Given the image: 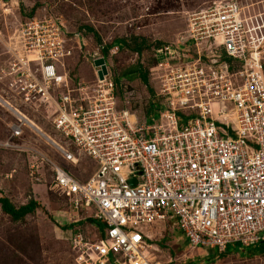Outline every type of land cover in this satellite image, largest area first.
<instances>
[{"label": "built area", "instance_id": "2783aa9c", "mask_svg": "<svg viewBox=\"0 0 264 264\" xmlns=\"http://www.w3.org/2000/svg\"><path fill=\"white\" fill-rule=\"evenodd\" d=\"M187 22L180 41L155 52L157 108L141 119L126 101L130 90L115 82L105 46L93 54L103 60L92 65L93 79H72L57 70L71 55L58 19L21 26L26 55L13 65L11 96L51 116L60 140L0 94L12 117L0 147L29 149L50 166L52 188L69 209L102 225L95 241L71 237L76 264H158L145 235L157 223L173 222L188 247L221 255L229 244H264V19L226 1L190 13ZM24 133L63 163L87 157L95 172L79 179L21 144Z\"/></svg>", "mask_w": 264, "mask_h": 264}, {"label": "rangeland", "instance_id": "374dc122", "mask_svg": "<svg viewBox=\"0 0 264 264\" xmlns=\"http://www.w3.org/2000/svg\"><path fill=\"white\" fill-rule=\"evenodd\" d=\"M226 1L236 2L246 16L264 19V0H0V94L25 110L46 136L60 140L52 129L51 116L20 105L10 91L16 69L13 65L26 55L19 36L21 26L33 18H56L71 50L70 57L57 70L67 72L72 79H93L92 65L98 60L93 54L97 48L113 44L114 40H125L126 46L114 54L109 50L104 58L112 64L117 79L130 90L126 101L141 119L145 115L148 88L156 94L160 86L162 72L154 47L157 43L174 46L185 36L190 13ZM142 41L147 49L138 55L133 49ZM139 67L150 69L148 86L139 79ZM128 70L133 72L124 75ZM121 97L117 99L119 106L124 99ZM11 122L12 117L0 107V142L10 134L7 124ZM19 142L38 147L39 152L67 166L81 180L88 179L96 170L95 164L83 155L76 166L63 163L50 146L30 133H24V140ZM52 180L50 166L35 158L29 149L0 147V198H7L15 207L30 199L39 203L33 214L16 223L0 207V264L8 257L12 264H76L71 237L81 234L91 241L98 237V228L69 209L67 202L53 190ZM71 224L74 225L69 227ZM145 235L158 264H264V246L259 244L249 247L229 244L221 257L215 249H192L173 222L157 223Z\"/></svg>", "mask_w": 264, "mask_h": 264}, {"label": "trees", "instance_id": "16d2710c", "mask_svg": "<svg viewBox=\"0 0 264 264\" xmlns=\"http://www.w3.org/2000/svg\"><path fill=\"white\" fill-rule=\"evenodd\" d=\"M88 31L94 34V32H92V29L89 28ZM95 36V40L97 43L101 44V40L98 38V36ZM114 45H117L119 48L120 47H124L126 46L125 40H114L113 44L107 45L106 47H104V49L102 50L103 55H106L108 53V50L110 48H112ZM162 44L157 43V46L154 47V53L157 52L158 50H160ZM129 49V46H127ZM147 49L146 48V42L142 41L141 44H136L135 48L133 49L134 52L138 55H141L142 52ZM133 70H128L126 71V73H124V75H128L129 73H132ZM150 69H146L145 67H139L138 69V74H139V79L140 81L148 86V75H149ZM114 79L115 82H119L120 80L117 79V76L114 75ZM149 91V95H150V100H148L146 102V106H145V110H146V114L147 115H151L154 110L157 108V104L154 101V92L152 91V89L148 88ZM0 207H1V211L7 215V217L10 219L11 222L16 223V222H20L22 220H24L25 217H27L28 215L33 214L38 208H39V203L36 200L30 199L26 204L21 205L19 207H15L13 204L10 203V201L5 198V197H1L0 198ZM90 222H92L93 225H95L99 231H102V225L92 219H88ZM74 224H71L69 227H72ZM264 246V244H259ZM221 254H218V257H221ZM3 264H12L9 257L8 259L5 258L4 262L3 259L1 261Z\"/></svg>", "mask_w": 264, "mask_h": 264}, {"label": "water", "instance_id": "95a60500", "mask_svg": "<svg viewBox=\"0 0 264 264\" xmlns=\"http://www.w3.org/2000/svg\"><path fill=\"white\" fill-rule=\"evenodd\" d=\"M95 66H100V65H103V60H97V61H95ZM101 69H102V72L104 73L105 72V70H104V67L103 66H101ZM102 174H100V176H101ZM131 185H134V181L133 180H131L130 182H129Z\"/></svg>", "mask_w": 264, "mask_h": 264}, {"label": "crops", "instance_id": "0c3cea01", "mask_svg": "<svg viewBox=\"0 0 264 264\" xmlns=\"http://www.w3.org/2000/svg\"><path fill=\"white\" fill-rule=\"evenodd\" d=\"M149 98H150V95H149ZM145 115H147V114H146V110H145Z\"/></svg>", "mask_w": 264, "mask_h": 264}]
</instances>
